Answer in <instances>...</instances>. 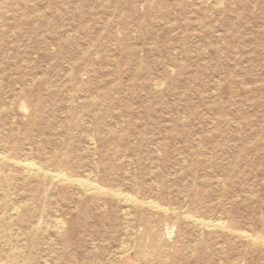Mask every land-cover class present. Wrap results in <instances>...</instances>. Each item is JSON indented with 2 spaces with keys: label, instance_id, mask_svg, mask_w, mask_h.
Masks as SVG:
<instances>
[{
  "label": "rangeland",
  "instance_id": "1",
  "mask_svg": "<svg viewBox=\"0 0 264 264\" xmlns=\"http://www.w3.org/2000/svg\"><path fill=\"white\" fill-rule=\"evenodd\" d=\"M0 158V264H264V0H0Z\"/></svg>",
  "mask_w": 264,
  "mask_h": 264
},
{
  "label": "bare ground",
  "instance_id": "2",
  "mask_svg": "<svg viewBox=\"0 0 264 264\" xmlns=\"http://www.w3.org/2000/svg\"><path fill=\"white\" fill-rule=\"evenodd\" d=\"M1 156L3 157V155H1ZM8 157H9V156H8ZM5 158H7V157H5ZM0 159H1V158H0ZM9 159H10V158H9ZM14 159H15V158H14ZM10 160H11V159H10ZM27 161H29V160H27ZM12 162H13V160H12ZM14 162L16 163L15 160H14ZM18 162H19V160H18ZM18 162H17V163H18ZM20 163H21V161H20ZM22 165H23V167H24L23 169H27V170L30 171V172H31V171H38V172H39V171H40V167H41V165H40V167H38V166H35V164H33V163H31V162H25V163H23ZM40 172H41V171H40ZM47 172H48V171H47ZM43 173H44V172H43ZM45 173H46V172H45ZM90 173H91V172H90ZM29 174H30V173H29ZM50 174H51V173H50ZM62 174H63V172H62ZM52 175H54V174H52ZM58 175H61V173L58 174ZM58 175H56V176H58ZM64 175H65V174H64ZM90 175H91V174H90ZM59 177H60V176H59ZM57 178H58V177H57ZM69 178H70V177H69ZM61 179H62V177H61ZM71 179H72V178H71ZM75 179H76V178H75ZM75 179H74V180H75ZM55 180H56V179H55ZM74 180H73V181H74ZM83 180H84V179H83ZM53 181H54V180H53ZM69 181H71V180H69ZM73 181H72V182H73ZM76 181L78 182V184H80V186H81V185H84V188H86L87 190H92V191H93V190H98V189H99V185L97 186L96 184H93V183H92V184H91V183H90V184H88V183H84L82 180H79V179H78V180L76 179ZM76 181H75V182H76ZM77 182H76V183H77ZM106 189H107V188H106ZM99 190H100V189H99ZM111 192H112V191H111ZM114 194L118 195L119 197H121V198H123V199H125V200L128 199V196H126V195H124V194H122V193L114 192ZM78 196H79V195H78ZM132 198H135V197H132ZM138 200H139V199H138ZM123 201H124V200H123ZM123 201H122V202H123ZM136 201H137V199H136ZM127 202H129V201H127ZM139 202H140V204H141V201H139ZM142 202H145V201L142 200ZM150 202H151V201L146 202V203H150ZM151 203H153V202H151ZM151 203H150V204H151ZM143 204H144V203H143ZM155 204H156V203H155ZM19 205H20V204H19ZM141 205H142V204H141ZM15 206H16V205H15ZM15 206H14V207H15ZM23 206H24V205H23ZM154 206H155L154 203L151 204V207H154ZM149 207H150V206H149ZM155 207H156V206H155ZM163 208H164V207H163ZM16 209L18 210L17 207H16ZM151 209H152V208H151ZM17 210H16V211H17ZM165 210H166V209H165ZM165 210H162V212L165 211ZM174 210H175V209H174ZM172 211H173V210H172ZM127 214H128V213H127ZM173 214H174V213H173ZM127 216H128V215H127ZM185 217H186V216H185ZM41 218H42V217H41ZM198 218H199V217H198ZM9 219H10V218H9ZM190 219H191V218H190ZM192 220L194 221V219H192ZM202 220H203V219H202ZM197 221H199V220H197ZM202 222H203V221H202ZM209 222H210V221H209ZM200 223H201V221H200ZM202 224H203V223H202ZM204 224H205V222H204ZM210 224H211V222H210ZM54 225H56V222H55ZM199 225H201V224H199ZM208 225H209V224H208ZM208 225H207V226H208ZM214 225H215V224H214ZM63 226H65L64 223H63ZM205 226H206V225H205ZM220 227H221V226H220ZM56 228H58V226H57ZM201 228H202V227H201ZM204 228H205V227H204ZM208 228H209V227H208ZM199 232L201 233V231H199ZM166 233H167V232H166ZM258 235H259V234H258ZM247 237H248V236H247ZM263 241H264V240H263ZM263 241H261V242H263ZM263 243H264V242H263ZM6 259H7V258H6ZM46 262H47V261H46ZM22 263H23V262H22ZM20 264H21V263H20Z\"/></svg>",
  "mask_w": 264,
  "mask_h": 264
}]
</instances>
